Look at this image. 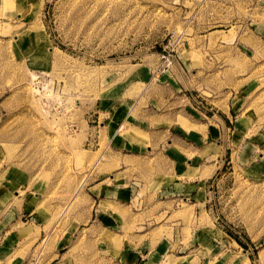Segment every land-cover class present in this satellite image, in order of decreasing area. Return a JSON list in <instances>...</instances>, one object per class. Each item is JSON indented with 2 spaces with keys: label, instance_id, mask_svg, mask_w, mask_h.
<instances>
[{
  "label": "rangeland",
  "instance_id": "obj_1",
  "mask_svg": "<svg viewBox=\"0 0 264 264\" xmlns=\"http://www.w3.org/2000/svg\"><path fill=\"white\" fill-rule=\"evenodd\" d=\"M263 153L264 0H0V264H264Z\"/></svg>",
  "mask_w": 264,
  "mask_h": 264
},
{
  "label": "crops",
  "instance_id": "obj_2",
  "mask_svg": "<svg viewBox=\"0 0 264 264\" xmlns=\"http://www.w3.org/2000/svg\"><path fill=\"white\" fill-rule=\"evenodd\" d=\"M116 117H115V122L113 119L112 121V124L113 122L115 123L114 125H117L119 124V127L118 129H121L122 126H123V120H127L128 116L126 114V112H124L122 109L118 110L115 114H114ZM110 120V121H111ZM111 122L107 124L106 128H111ZM115 133H112L111 134V137H114ZM123 142V141H122ZM121 141L118 142V144L121 145L122 143ZM124 143V142H123ZM260 159L258 161H256V165L258 166V168H261V169H264V153L259 155L258 156ZM253 164V166L255 165ZM112 192V191H111ZM119 193V196L121 197V199H126V197L128 198H131L132 196V192L133 190L132 189H127V190H119L118 191ZM13 225V217L10 213L6 214L5 216H2L1 215V212H0V255H5V254H10V252L13 251L14 249V246H15V242H16V238L13 237V231L11 230H5L3 231L4 229V225Z\"/></svg>",
  "mask_w": 264,
  "mask_h": 264
},
{
  "label": "built area",
  "instance_id": "obj_3",
  "mask_svg": "<svg viewBox=\"0 0 264 264\" xmlns=\"http://www.w3.org/2000/svg\"><path fill=\"white\" fill-rule=\"evenodd\" d=\"M177 41H178V39H177ZM174 43H175V39H173V40H169L167 44L172 45V44H174Z\"/></svg>",
  "mask_w": 264,
  "mask_h": 264
}]
</instances>
